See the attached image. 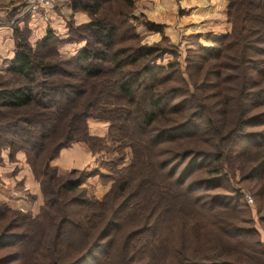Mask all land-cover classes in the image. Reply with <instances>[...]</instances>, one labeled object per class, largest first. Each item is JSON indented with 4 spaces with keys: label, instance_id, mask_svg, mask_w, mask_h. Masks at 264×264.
I'll use <instances>...</instances> for the list:
<instances>
[{
    "label": "trees",
    "instance_id": "1",
    "mask_svg": "<svg viewBox=\"0 0 264 264\" xmlns=\"http://www.w3.org/2000/svg\"><path fill=\"white\" fill-rule=\"evenodd\" d=\"M66 1L88 16L68 25L83 45L43 54L52 30L32 47L15 26L0 74V152L25 153L41 194L36 215L0 203V249L13 247L0 264H264V0H228L230 30L187 48L183 70L153 64L170 40L146 21L160 39L143 42L134 0ZM89 119L108 123L118 157L59 172L70 144L105 147ZM236 172L257 180L261 230Z\"/></svg>",
    "mask_w": 264,
    "mask_h": 264
},
{
    "label": "crops",
    "instance_id": "2",
    "mask_svg": "<svg viewBox=\"0 0 264 264\" xmlns=\"http://www.w3.org/2000/svg\"><path fill=\"white\" fill-rule=\"evenodd\" d=\"M227 4L228 0H134L132 13L140 17V21L135 26L137 29L141 28V31H138L140 34L145 33L144 39L151 34V39L149 40L157 41L160 39L158 32L149 31L146 28L145 22L150 21L162 24L164 34L173 43H179L181 35L189 34L197 36V41L194 44L210 45L216 37L230 30V22L227 20L226 14ZM22 7L23 0H15L13 5L0 11V19L6 17L9 9L13 8L18 13L22 10ZM68 16H71L77 24L88 20L86 13L73 11L66 4L56 5L51 9L48 20H44L37 13L31 14L26 21V26L31 33V40L34 42L38 39L40 40L45 36L48 29L52 30V32L63 34L66 30L65 17ZM13 37L12 27L6 24L0 25V46L2 48L5 46L11 47L12 49L11 54L5 57L8 61L14 53L15 44ZM94 134L96 136H103L104 133L101 130H96ZM21 154L24 153L21 151ZM55 161L54 165L57 166L59 172L63 173L71 168L80 169L88 166L90 164V155L86 149L74 144L61 149ZM24 164L23 170L27 173V176L24 175V179L26 183L28 182V185H26L31 188L30 192L34 194L35 198L31 209L36 213L41 204L39 184L36 180V184L30 186L31 175L28 171L31 170L28 168L29 166L27 167L26 163ZM24 203L26 204V202Z\"/></svg>",
    "mask_w": 264,
    "mask_h": 264
},
{
    "label": "rangeland",
    "instance_id": "3",
    "mask_svg": "<svg viewBox=\"0 0 264 264\" xmlns=\"http://www.w3.org/2000/svg\"><path fill=\"white\" fill-rule=\"evenodd\" d=\"M15 0H0V11L3 9H7L10 5H13ZM66 4L69 6V3L66 1L64 3H60L58 5ZM13 8L8 10V13L6 14V17H3L4 19H0V25L6 24L7 26L12 27V30L14 31V27L17 26L22 31L23 34H25L28 38V41L32 45V47H35L37 41L31 40V33L29 29L26 26V21L29 16H19V14H13L15 11ZM6 11V10H5ZM1 17V12H0ZM24 21V22H23ZM70 22H75V20L71 17H65V32L63 34H59L57 32H53L54 34V42L51 46L48 48H43L41 50V53L43 54H52L58 52V54L63 56H69L75 53L77 48L80 47V45H83L82 41L79 43H73V42H67V35H68V25ZM137 31H141V28H138ZM14 34V33H13ZM143 37L145 36V33L142 34ZM150 35V34H149ZM152 35V34H151ZM151 35L147 38H143V42L146 43H154L156 41L149 40L151 39ZM169 38V37H168ZM14 44H15V36L13 37ZM170 40V38H169ZM32 41V42H31ZM158 41V40H157ZM182 41V42H181ZM197 41V36L195 35H181L180 42L179 43H173L169 42L168 40L161 41L160 44L163 47V51L161 54H158L159 57L155 58L153 60V64L155 65H167L170 61H177L180 68L183 70L184 67V57L187 54V48H197L199 45L195 42ZM13 44V48H14ZM80 44V45H79ZM12 46V45H11ZM11 47H1L0 46V74L4 73L8 66H6L8 63V59H5L6 56L11 54ZM6 67H5V66ZM3 69V70H2ZM8 80L11 83L18 82L17 77H8ZM89 132L91 135L96 136L94 132L97 131H103V139L105 138V141L103 144L105 147H102L101 149L98 148V144H94L95 148L87 146L84 143L81 142H75L72 145H79V147H83L86 149L90 155V164L88 166H84V169H87V171H103L107 172L105 168L103 167L104 163L110 161L111 159H114L118 157L117 151L115 150V145L113 141H111L110 137H107V132H109V125L107 122L98 120V119H89ZM100 137V136H98ZM92 144V143H91ZM18 152V151H17ZM23 152V151H22ZM24 153V152H23ZM16 157V158H15ZM57 161V160H56ZM55 159L53 160L52 164L56 162ZM127 160L124 161V163ZM24 163H26L27 167L29 166L26 161V155L21 154V151L18 153H14L13 155H9L8 149L4 148L0 152V203L7 205L11 209L19 210L21 212H27L31 213L32 215H36L34 211L31 209L32 205L35 202L34 194L31 191V188L28 187V182L26 183L24 177L27 176V173L24 169ZM51 164V165H52ZM30 168V167H28ZM82 169V168H80ZM31 170V169H30ZM69 170V169H68ZM90 172V173H91ZM28 173L31 175L30 180V186H34L36 184V179L32 173V171H28ZM25 175V176H24ZM38 182V181H37ZM228 184H232L235 188H238L241 190L245 195H250L251 199L249 201H246L250 207L252 208V213L254 215V219L257 223V217L255 215V208H254V198L252 195V192L249 190V187L254 186L255 182L257 180L252 181H241L239 177V173H235L233 177H230L228 179ZM100 183V178L98 174H91L86 179V187L88 188V191L95 193V196L98 197V194L96 193V188ZM108 183V182H104ZM27 184V185H26ZM39 184V183H38ZM250 185V186H248ZM106 190V189H105ZM220 190V189H217ZM104 191V190H103ZM246 199V198H245ZM26 202V204L24 203ZM33 211V212H32ZM258 228L261 230V228L258 225ZM13 250V247H6L3 249H0V252L10 251ZM17 262H12L8 264H16Z\"/></svg>",
    "mask_w": 264,
    "mask_h": 264
},
{
    "label": "built area",
    "instance_id": "4",
    "mask_svg": "<svg viewBox=\"0 0 264 264\" xmlns=\"http://www.w3.org/2000/svg\"><path fill=\"white\" fill-rule=\"evenodd\" d=\"M66 0H23V7L19 16H30L38 14L44 20H48L50 10L56 5L64 3ZM246 201L251 199L250 195H245Z\"/></svg>",
    "mask_w": 264,
    "mask_h": 264
}]
</instances>
